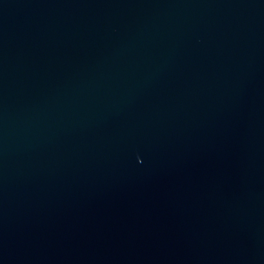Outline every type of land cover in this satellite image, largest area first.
Returning <instances> with one entry per match:
<instances>
[{
	"label": "water",
	"instance_id": "water-1",
	"mask_svg": "<svg viewBox=\"0 0 264 264\" xmlns=\"http://www.w3.org/2000/svg\"><path fill=\"white\" fill-rule=\"evenodd\" d=\"M0 264H264V0H0Z\"/></svg>",
	"mask_w": 264,
	"mask_h": 264
}]
</instances>
